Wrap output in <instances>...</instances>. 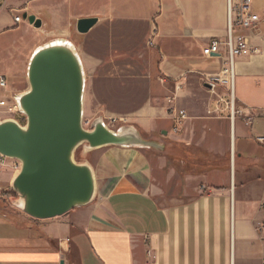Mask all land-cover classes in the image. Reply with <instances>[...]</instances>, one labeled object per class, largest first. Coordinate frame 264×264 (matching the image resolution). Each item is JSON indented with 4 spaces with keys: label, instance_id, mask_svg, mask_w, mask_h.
I'll use <instances>...</instances> for the list:
<instances>
[{
    "label": "crops",
    "instance_id": "0c3cea01",
    "mask_svg": "<svg viewBox=\"0 0 264 264\" xmlns=\"http://www.w3.org/2000/svg\"><path fill=\"white\" fill-rule=\"evenodd\" d=\"M3 3L0 39L17 33L20 14L43 24L28 23L31 37L21 45L15 37L0 40L7 95L23 83L16 77L27 76L34 50L63 38L77 47L88 76L146 78V100L129 119L166 141L154 148H86L81 164L94 174V197L53 219L26 214L10 195L11 173H3L9 196L0 201V264H264V144L258 141L264 138V0H254L258 29L246 32L259 53L237 59L234 68L236 106L254 116L250 126L232 122L230 88L208 83L226 69L224 47L211 57L203 49L227 40L228 0ZM84 18L98 23L82 35L77 22ZM96 100L90 95L85 103ZM173 108L184 110L186 120L178 123Z\"/></svg>",
    "mask_w": 264,
    "mask_h": 264
},
{
    "label": "water",
    "instance_id": "95a60500",
    "mask_svg": "<svg viewBox=\"0 0 264 264\" xmlns=\"http://www.w3.org/2000/svg\"><path fill=\"white\" fill-rule=\"evenodd\" d=\"M23 19L36 29L42 28V20L35 15L25 13ZM97 23V18L80 19L77 31L88 34ZM27 76L31 89L17 96L26 124L16 120L0 123V154L23 164L13 191L18 203L25 200L22 210L29 216L53 219L92 201L94 174L89 166L76 162L79 147H158L132 129L113 132L102 120L85 129L86 73L69 46L37 53L31 58Z\"/></svg>",
    "mask_w": 264,
    "mask_h": 264
},
{
    "label": "rangeland",
    "instance_id": "374dc122",
    "mask_svg": "<svg viewBox=\"0 0 264 264\" xmlns=\"http://www.w3.org/2000/svg\"><path fill=\"white\" fill-rule=\"evenodd\" d=\"M3 2L4 1L0 3V7L4 4ZM78 11H81V9H78ZM27 26H28V22L24 21L23 25H21L20 29L17 31L16 34L8 35L0 40L3 42L6 41L8 42L12 37H15L18 39L17 43L21 45L23 42V38L25 40H29L31 37L25 35V28ZM97 32L98 31L92 32L90 33V35L91 36L96 35ZM48 42H50V40ZM35 51L36 50H34V52ZM28 56L29 54L26 53L27 60H28ZM106 65L109 66L110 62H106ZM131 66H132L131 68H134V70L136 69V66L134 64H132ZM138 67L142 68L143 66H140L139 64ZM134 70L133 69L129 70V67H127L124 72L128 73ZM130 74L104 75L103 73H101V74H96L95 76L92 77L86 74V89L84 94V127L85 129L90 130L95 124V122L102 120L111 130L118 132L120 131V129H132L133 131H136L139 137L144 141L152 142L155 144H163L166 141L165 135H162L160 132L156 133L155 135H149L145 133L143 129L136 126L133 120L129 119L130 113L136 111L137 108L142 106L147 97L145 91L146 82H147L146 78L130 77L131 76ZM16 81L17 82L22 81L23 83L21 85H14L13 88L15 89V91L14 93H10V94L16 96L20 93L28 91V89L30 88L28 78L25 73L22 74V72L20 71L18 77H16ZM90 95L91 96L95 95L98 100V101L97 100L94 101L95 103L93 105L91 104L89 105V102L88 105L85 103V100ZM174 109L175 108H173L171 111H173ZM5 117H9V116H5ZM17 117L20 119L19 115ZM85 149L86 147L85 145H83L79 147L75 153V160L79 164L82 163L81 154ZM20 172L21 171H19V173ZM11 173H16V177L19 175L17 170L15 171L13 170L11 171ZM1 180L4 182V180H6V177H4V175L1 176Z\"/></svg>",
    "mask_w": 264,
    "mask_h": 264
},
{
    "label": "built area",
    "instance_id": "2783aa9c",
    "mask_svg": "<svg viewBox=\"0 0 264 264\" xmlns=\"http://www.w3.org/2000/svg\"><path fill=\"white\" fill-rule=\"evenodd\" d=\"M8 1V0H2ZM1 1V2H2ZM0 2V3H1ZM15 23L20 24L23 18L20 15L15 17ZM261 22L260 16L254 11V0H228V35L225 42L213 41L209 46L203 49V54L206 57H211L214 54H222V47L225 49L226 69L223 74L218 77H212L208 83L212 86L222 84L230 88L229 109L231 111V120L235 122L237 119L245 120L247 126L252 125L254 116L246 114L244 109L237 108L235 98V62L239 58L249 57L253 54H258L259 50L252 47L246 32L258 29ZM155 37V34L153 38ZM150 40L149 45H154V39ZM8 84L5 78L0 77V121L9 116L19 122L22 126L26 124V117L21 114L18 107L17 96L7 95ZM20 116V119L17 116ZM172 116L178 123L186 120L187 114L184 110L172 111ZM177 131V129H176ZM258 141L264 144V138H259ZM10 164H17V172L22 170V163L17 159L5 157V161H0V176L5 173H10ZM11 185L13 184L16 173H11ZM9 196L8 190L2 187L0 179V201ZM148 256H152V251H148Z\"/></svg>",
    "mask_w": 264,
    "mask_h": 264
},
{
    "label": "bare ground",
    "instance_id": "6f19581e",
    "mask_svg": "<svg viewBox=\"0 0 264 264\" xmlns=\"http://www.w3.org/2000/svg\"><path fill=\"white\" fill-rule=\"evenodd\" d=\"M64 46H69L70 51H71L74 55H76V56H78V57L80 58V55H79V52H78L77 47H76L72 42H69L68 40L63 39V38H58V39L52 40V41L46 43L45 45L40 46V47L37 48L36 51L33 53L32 57L35 56V55H36L37 53H39L40 51L46 50V49H48V48L50 49V48H58V47H64ZM32 57H31V58H32ZM80 60H81V58H80ZM81 62H82V60H81ZM30 89H31V88H29L28 91H26V92H24V93H22V94H20V95L23 96V94L29 92ZM84 94H85V93H84ZM1 122H15V121H14V119H12V118H7V119H3V120H1L0 123H1ZM124 130H126V129H120L121 132L124 131ZM113 132H117V131H114V130H113ZM0 161H5V156H3V155L0 154ZM13 170H14V171L17 170V164H10V173H11V171H13ZM19 174H20V173H19ZM25 203H26L25 200L22 199V200L18 203V204H20L19 207H20L21 209H22V208H25Z\"/></svg>",
    "mask_w": 264,
    "mask_h": 264
},
{
    "label": "trees",
    "instance_id": "16d2710c",
    "mask_svg": "<svg viewBox=\"0 0 264 264\" xmlns=\"http://www.w3.org/2000/svg\"><path fill=\"white\" fill-rule=\"evenodd\" d=\"M10 192H11L10 195L12 194L13 196H16V193L13 190Z\"/></svg>",
    "mask_w": 264,
    "mask_h": 264
}]
</instances>
